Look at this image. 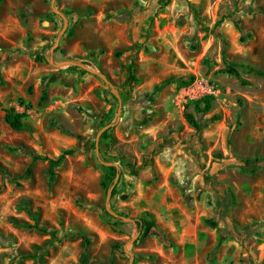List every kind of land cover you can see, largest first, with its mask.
<instances>
[{"label":"rangeland","instance_id":"1","mask_svg":"<svg viewBox=\"0 0 264 264\" xmlns=\"http://www.w3.org/2000/svg\"><path fill=\"white\" fill-rule=\"evenodd\" d=\"M55 10L0 0V264H130L136 228L134 264H264V0H56ZM60 14L68 28L52 55ZM10 110L25 130L6 124ZM150 159L138 175L126 166ZM102 162L119 165L112 207L134 223L106 211Z\"/></svg>","mask_w":264,"mask_h":264},{"label":"trees","instance_id":"2","mask_svg":"<svg viewBox=\"0 0 264 264\" xmlns=\"http://www.w3.org/2000/svg\"><path fill=\"white\" fill-rule=\"evenodd\" d=\"M133 49H134V46L130 48V50H133ZM115 55L118 58H122L123 52L117 51ZM128 68H129L128 83H132L136 80L137 71H136L135 63H131V65H129ZM47 99H48V93H47V88H45L43 90V94L41 97V103L43 104L44 102L47 101ZM212 102H213V99L211 97H208L196 103L195 108L197 110L198 115H204L209 110H211L213 106ZM185 118L187 122L197 131V133H201L204 130V128H206L207 126L206 124L202 123L199 119H196V117L192 113L186 114ZM4 120L6 124L9 125L10 128L15 131H23L27 128V125L24 121V115L17 113L15 110L8 111L6 115L4 116ZM72 154H74V151L65 152L63 153L61 157H59V159L56 162L57 163L62 162V160L65 159L66 155H72ZM34 157L35 159L37 158L36 155ZM245 164H251V161H246ZM152 165H153L152 159L144 161L140 166H137L136 163H134L133 161H128L126 163L127 168L131 170L132 174L134 175H138L141 171L151 167ZM254 165L255 164H253V166ZM117 172L118 170L115 167H107L106 176L102 181V187L105 191H108L110 187L112 186V184L114 183ZM51 176H53V174ZM115 194H116V188L113 191V196ZM221 207L222 209L223 207L225 209V206H223L222 204H221ZM84 240H85V245L87 246L89 244V240L87 238H85ZM118 249L120 248L116 247V250ZM87 262H89V260L87 256L84 255L83 264H86Z\"/></svg>","mask_w":264,"mask_h":264},{"label":"water","instance_id":"3","mask_svg":"<svg viewBox=\"0 0 264 264\" xmlns=\"http://www.w3.org/2000/svg\"><path fill=\"white\" fill-rule=\"evenodd\" d=\"M55 1L56 0H53V9L55 12H57L55 10ZM64 20H65V27L63 29V31L61 32V34L59 35V38L56 42V44L52 47L51 49V54L53 55L56 51V49L58 48L60 42H61V39L63 38L67 28H68V21L67 19L65 18L64 15L60 14ZM50 63L57 69H64V68H68V67H79V68H82V69H85L86 71L90 72V73H93L95 75H98L106 84L107 86L109 87H113V85L111 84L110 80L108 79L107 76H105L103 73H100V72H95V71H92L91 69H89V67H87L85 64L79 62V61H68V62H60V63H56L53 59L50 60ZM114 95L120 100L118 94L116 92H114ZM121 101V100H120ZM121 104V102H120ZM120 119V117H119ZM114 125H109L107 127H105L102 131H100L99 135H98V138H97V148L99 146V141L101 140V137L103 136V134L108 131L109 129L113 128ZM97 154L99 155V151H97ZM104 165H106L107 167H115L118 171L120 169L119 165L117 164H114V163H104L102 162ZM119 178H120V174L118 173L117 176H116V179H115V183L113 185V187H111V189H109L108 193H107V199H106V211L111 215L113 216L114 218L116 219H120L126 223H134V220L132 219H128V218H125V217H122L120 216L112 207V198H113V190H114V187L116 186V184L118 183L119 181ZM139 237V233H138V230L136 228V236L125 246V249L127 251V253L130 255L131 257V263L130 264H134V260H135V256L130 253L128 251L129 247L132 246L135 241L137 240V238Z\"/></svg>","mask_w":264,"mask_h":264}]
</instances>
